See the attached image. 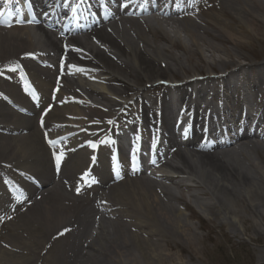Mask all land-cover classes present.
I'll return each instance as SVG.
<instances>
[{
	"label": "bare ground",
	"instance_id": "6f19581e",
	"mask_svg": "<svg viewBox=\"0 0 264 264\" xmlns=\"http://www.w3.org/2000/svg\"><path fill=\"white\" fill-rule=\"evenodd\" d=\"M57 1L29 0V3L41 18L45 16L43 13L49 14ZM189 2L201 9V17L194 15L180 20L170 15L136 21L127 18L112 21L104 29L89 28L80 36L67 33L70 28L60 23L57 28L72 35L66 40L58 37L61 35L57 31L46 29L42 20L35 28H0V223L2 217L8 220L1 229L6 238L0 241V264H153V259L161 263L167 256L161 248L166 232H179L186 242L193 237L192 225L174 204L181 196L171 193L170 185L179 190L188 189L195 207L215 218L219 216L236 231L243 230L242 214L259 220V224L254 222L252 226L264 227V171H258V165L248 155L256 153L261 158L264 153V87L259 88L264 80V61L260 66L237 62L230 69L236 52L226 50L222 44L238 41V37L242 41L244 36L252 34L253 25L245 19V13L264 23V0H218L216 3L207 0L202 6L216 12L209 15L197 0ZM7 10V3L0 0V12L13 19L14 16L6 14ZM158 10L167 11V5ZM229 14L236 24L227 22ZM66 16L74 15L67 13ZM180 36L183 39L185 36L187 42ZM160 38L166 43H157ZM178 47L182 55L171 50ZM195 56L206 60L205 69L193 63ZM26 59L35 63L27 65ZM56 60L66 61L69 66L61 70L68 72V69L70 78L64 77L57 68L53 71L38 67L39 63L54 64ZM190 65L196 67L192 70H200L187 72V68L193 67ZM212 71H217L215 76H209ZM204 74L208 76L201 81L195 77ZM25 75L29 78L28 84L24 81ZM169 75L183 78H163ZM16 78L27 88L18 85ZM161 80L180 81V86L175 88L180 92V99L194 102L182 114L186 113L187 119L194 121L195 129L208 126L205 118L210 117L209 107L198 109L203 96H208L219 101L215 111L222 117L220 125L225 126L214 130L234 133V127L242 119L246 131L233 140L222 139L230 146H218L216 151L202 147V135L196 142L181 143V135L177 139L170 125V116L180 113L176 107L171 112L162 108L164 129L153 123V118L160 115L159 94L156 96L147 90ZM30 88L35 93L34 99L29 96ZM238 99L244 100L239 109L234 107ZM36 101L40 103L38 109L45 111L40 117L44 131L37 125L38 116L32 118L19 113L23 108L34 115L38 111L33 110L36 107L31 102ZM132 101L138 102L142 122L147 125L142 130L152 132L153 136L156 133L159 144L165 142L162 151L154 157L161 167L144 179L126 178L110 184L109 164L128 165L127 155L122 154L113 140L126 136L121 132L125 124L129 128L135 126L133 109L129 107ZM9 103L19 108H12ZM250 116L255 119L249 120ZM114 119L120 123L122 120V127L115 126ZM112 124L116 133L110 130L105 135ZM182 125L183 122H174L173 127ZM71 131L76 136L65 141L63 137ZM58 137L62 143L49 144V140L57 141ZM138 138L137 135L135 139ZM44 139L58 151L49 148L54 156L52 161ZM87 150L91 151L90 155ZM60 153L63 155L58 163ZM90 160L95 161L92 167L88 165ZM58 164L62 166L61 176ZM165 170L173 174L162 173L168 172ZM104 171L107 175H103ZM89 172L94 179L101 175L99 182L85 195L78 194V177L82 188L87 189ZM175 175L178 179H172ZM31 177L38 179L37 185L41 188L31 184L35 178L27 183L20 180ZM186 179L194 185L188 186ZM14 186L20 189L22 200L14 198ZM28 191L30 197L46 194L25 208L22 204L24 198H29ZM91 193L95 196L90 197ZM207 195L213 198V207L203 198ZM242 201L246 202V211L238 209ZM186 205L193 207L188 202ZM34 208V215H24ZM14 212L18 213L17 217L7 216ZM77 219L81 234L75 236ZM60 228H71L72 239L65 242L61 238L56 246L48 247Z\"/></svg>",
	"mask_w": 264,
	"mask_h": 264
},
{
	"label": "rangeland",
	"instance_id": "374dc122",
	"mask_svg": "<svg viewBox=\"0 0 264 264\" xmlns=\"http://www.w3.org/2000/svg\"><path fill=\"white\" fill-rule=\"evenodd\" d=\"M249 5L256 7L251 3ZM244 15L248 23L253 25V27L251 25L252 34L249 37L244 36L242 41H239L240 37H238V41L222 43L228 48L226 50L232 51V53L236 52V54H233L234 64L230 63V67L237 62L243 63L253 59L264 58V23L259 22L246 13ZM227 18L228 23L233 21L236 24L233 16L229 14ZM240 29H243V27L240 26ZM180 37L184 42H187L185 36V40L182 36ZM157 43L165 44L166 42L160 38ZM171 50L176 54L182 55L183 53L181 47L172 48ZM221 57L225 56L221 54ZM193 58V63L197 64L196 66L205 69L206 60L202 61L197 59L196 56ZM190 66L193 67L187 68V72L191 71L190 73H192L200 70H192L196 67L195 65ZM248 155L258 165V171H264V153H261V158L256 153ZM188 191V189H171V193L181 196V199L174 204L180 207L182 217L192 225L193 237L190 242H186L179 232H166L167 237L164 238L165 242H162L161 248L164 249L167 256L164 255V261L161 263H158L157 259H153V264H264V227H259V225L252 226L255 224L254 222L259 224V220L242 214L243 230L236 231L232 229L231 224L222 221L219 216L215 218L195 207L193 199L188 196ZM204 199L213 207V199L210 195H207ZM186 202L192 204L193 207L187 206ZM242 202L241 204L239 203L238 209L246 211L248 209L246 202ZM35 211L36 209L34 208L33 211L24 212V215H34ZM254 227H257V229ZM5 238V234L1 233L0 241L5 240ZM166 240L168 241L167 243Z\"/></svg>",
	"mask_w": 264,
	"mask_h": 264
},
{
	"label": "snow or ice",
	"instance_id": "6c2138e0",
	"mask_svg": "<svg viewBox=\"0 0 264 264\" xmlns=\"http://www.w3.org/2000/svg\"><path fill=\"white\" fill-rule=\"evenodd\" d=\"M11 2V0H6V3H10ZM129 2H130V0H129ZM124 7H127V4H124L123 5ZM75 10V9H74ZM45 16H47L48 15V13L47 12H45V13H43ZM0 16H3V12H0ZM15 24H17V25H23V24H25V23H27V24H33V23H36V24H38L39 23V21L38 20H32V19H28V20H24V19H17V20H15V22H14ZM0 24H5V26H8V27H11L12 26V22H5V21H3V20H0ZM66 47H67V45H66ZM27 55H32L31 53H29V54H27ZM72 67H75V66H72ZM79 71H83V69H78ZM109 123H112L111 121H109ZM47 135V134H46ZM49 142V144L50 145H55L56 143H57V141L56 140H49L48 141ZM93 147H95V145L93 144L92 145ZM62 155H63V153H60L59 155H57V162L59 163V160H60V158L62 157ZM134 159H135V157H134ZM79 188L77 189V192H79ZM67 231V230H66Z\"/></svg>",
	"mask_w": 264,
	"mask_h": 264
}]
</instances>
